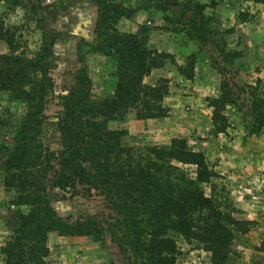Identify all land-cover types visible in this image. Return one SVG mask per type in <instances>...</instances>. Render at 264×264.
<instances>
[{"label":"trees","instance_id":"trees-1","mask_svg":"<svg viewBox=\"0 0 264 264\" xmlns=\"http://www.w3.org/2000/svg\"><path fill=\"white\" fill-rule=\"evenodd\" d=\"M95 1V34L100 44L92 50L110 64L113 88L101 97L92 94L90 80L79 70L76 87L62 98L58 124L62 148L56 156L46 154L39 139L44 100L53 89L45 62L48 48L32 57L18 53L13 30L0 18V42L10 52L0 54V92L26 106L11 143L0 145V180L6 193L13 192L9 206L14 208L5 223L10 234L0 247L3 264H49L48 236L53 232L103 240L91 220L72 222L51 207L46 177L54 169L52 161L54 187L101 190L119 212L142 218L147 238L144 244L135 243L142 264H176L178 248L172 234L187 243H198L209 254L211 264H235V236L245 234L250 222L236 219L231 207L219 203L212 189L210 195L204 193L202 185L215 177L204 152L193 150L183 137L171 139L168 145L135 150L123 145L124 128L110 127L112 122H123L130 109L138 120L166 117L168 110L162 102L168 95L167 79L160 78L154 85H146L143 79L169 63L184 79L192 80L197 59L191 54L184 65H177L172 55L149 47L150 28L142 25L135 32L124 33L116 24L139 11L155 10L163 22L158 29L184 34L188 41L204 45L205 28L213 21L204 12L221 0L189 2L187 14L179 17L169 11L180 5L179 0H145L137 8ZM1 2L26 7L23 0ZM256 2L264 4V0ZM227 87L223 82L219 97L206 98L212 109L213 134L225 132L228 123L223 108L236 103ZM252 97L246 123L249 133L257 134L264 128V96Z\"/></svg>","mask_w":264,"mask_h":264},{"label":"rangeland","instance_id":"rangeland-1","mask_svg":"<svg viewBox=\"0 0 264 264\" xmlns=\"http://www.w3.org/2000/svg\"><path fill=\"white\" fill-rule=\"evenodd\" d=\"M23 1L25 8L15 6L12 2H1L0 18L7 27L13 30L18 53L32 57L41 52V49L48 48L49 54L45 62L53 89L44 100L39 139L44 152L56 156L62 148V136L58 125L62 98L68 96L76 87L75 79L79 70H84V75L90 80L91 93L101 97L110 93L113 88V80L110 76L111 67L105 58L92 50V47L100 44V39L95 34L98 16L95 0ZM108 1L125 3L124 5L128 7L137 8L142 6L145 0ZM192 1L208 3V0H179L180 5L169 11L176 17L183 13L185 15L187 14L186 9L190 7L189 2ZM32 6L36 8V14ZM204 13L213 19L205 28L208 33L206 44L194 43L193 52H189L187 37L184 34H176L174 40L179 44V55L186 61L189 55L194 54L202 60L204 65L214 69L217 73L218 76L210 82V91L203 94L205 103H207L206 98H215V95L219 97L221 84L227 83L226 91L236 103L226 105L223 108V115L227 123L245 127L252 96H264V83L256 76L260 70L255 65L248 66L246 46L235 29L236 20L234 19L244 20L245 12L235 9L232 18L224 22L210 9L205 10ZM147 17V15L143 16L144 19ZM189 17L185 18L189 19ZM143 18L140 19V24L132 22V26L120 20L116 28L119 32L131 33L130 31H137L139 26H147L150 28L149 47L153 50H157L160 46L156 42L161 39L160 36L173 37L168 33L165 35L164 31L159 33L157 25H163L161 14H151L149 18L151 25H146ZM9 53L6 45L0 42V54ZM239 71L247 75L243 80L237 81L235 74ZM169 73L170 71L167 72ZM167 81L168 92L171 90L176 93L181 83L176 82L172 76L167 78ZM143 82L151 85L153 78L145 77ZM186 110L183 109L184 112ZM129 111L135 114L134 109ZM25 113L24 103L10 101L7 92H0V145L11 143L17 121ZM206 116L209 117V113H206ZM110 127L122 128L124 126L123 122H112ZM204 132L207 131L204 130ZM208 134H213V131H208ZM188 136L189 139H186L189 146L193 150L204 152L206 156L207 146L203 143L205 136L202 137L197 130L193 134L189 133ZM122 143L127 147L142 151L151 147L143 144L129 146L124 140ZM207 161L212 166L216 165L212 158L210 162L208 159ZM51 164L54 169L46 177L48 200L51 207L57 215L72 222L91 220L101 230L103 240L95 241L85 236L50 233L48 236L49 264H142L141 253L135 246L136 241L144 244L147 238L142 218L140 216L129 217L119 212L114 205L110 204L101 190L86 191L78 186L65 189L54 187L52 183L56 178L54 173L56 167L53 161ZM221 178L215 173L210 184L202 185L204 193L210 195L212 189L217 201L223 205H229L236 219L250 222L245 234L235 236L233 248L237 251L238 257L234 263L264 264V205L257 204L255 194L263 195L264 187L261 186L258 190L252 189V194L247 192L251 202L243 204L240 202L241 197L233 196L230 188ZM12 197L13 192L6 193L0 180V247L10 234L5 223L14 209L9 206ZM261 202L264 200L261 199ZM22 211H25V208H22ZM172 235L178 248L176 264H211L209 254L198 243H187L180 236ZM0 259L3 263L2 256Z\"/></svg>","mask_w":264,"mask_h":264},{"label":"crops","instance_id":"crops-1","mask_svg":"<svg viewBox=\"0 0 264 264\" xmlns=\"http://www.w3.org/2000/svg\"><path fill=\"white\" fill-rule=\"evenodd\" d=\"M235 9L245 12L244 20H234H236L235 29L246 46L248 66L258 67L260 71L256 76L264 83V4L254 0H221L214 9L210 10L224 22L232 18ZM151 14L160 13L155 10L139 11L132 19H122V21L132 26V22L140 24V19L147 15V18H143L144 23L151 25L152 22L149 19ZM162 32L163 30L159 29V33ZM165 33L173 37L160 36L161 39L156 41L160 45L157 51L172 55L177 65H184L185 60L178 52L179 44L174 40V36L177 35L172 32ZM188 46L189 52H193L194 43L189 41ZM168 71H170L169 74H167ZM246 75L247 73L239 71L235 77L237 81H240L246 78ZM170 76L181 84L176 93L169 90V94L163 100L162 105L168 110L167 116L160 119L138 120L135 114L129 111L123 120L124 127L122 128L127 131V135L123 138L124 142L129 146L168 145L173 138L189 139L188 134H193L197 130L202 137L205 136L203 143L207 146L206 158L209 162L212 158L216 164L212 166L210 163V170L222 177L221 179L226 182L233 196L241 197L240 202L243 204L251 202L247 192L252 194V189L258 190L261 186L264 187V128L257 134H250L247 125L242 127L228 123L225 132L209 135L208 131L213 129L212 111L204 102L203 94L210 91V82L218 76L217 73L197 58L192 80L184 79L177 72L176 67L169 63L153 70L147 77L153 78L151 85H154L159 78L167 79ZM184 108L187 109L186 112L183 111ZM206 113H209V117ZM255 194L257 204L264 205V202H261V199L264 200V194ZM0 264H3L1 259Z\"/></svg>","mask_w":264,"mask_h":264}]
</instances>
